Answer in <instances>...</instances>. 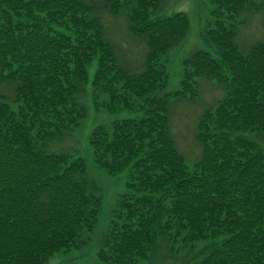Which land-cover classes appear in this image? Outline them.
I'll return each instance as SVG.
<instances>
[{
	"label": "trees",
	"instance_id": "trees-1",
	"mask_svg": "<svg viewBox=\"0 0 264 264\" xmlns=\"http://www.w3.org/2000/svg\"><path fill=\"white\" fill-rule=\"evenodd\" d=\"M257 1L207 0L205 48L184 60L170 93L162 58L191 20L161 14L166 0H0V264H48L96 233L104 189L75 151H51L81 128L89 100L122 115L89 136L95 166L126 177L100 262L264 264V152L248 135L264 136V40L247 52L238 44ZM104 15L125 17L142 65L109 38ZM202 80L223 96L197 118L201 153L188 165L172 105L197 101Z\"/></svg>",
	"mask_w": 264,
	"mask_h": 264
},
{
	"label": "rangeland",
	"instance_id": "rangeland-1",
	"mask_svg": "<svg viewBox=\"0 0 264 264\" xmlns=\"http://www.w3.org/2000/svg\"><path fill=\"white\" fill-rule=\"evenodd\" d=\"M264 5V0H258ZM262 5L260 7H262ZM263 9L243 15L246 20L240 27L238 44L243 52H247L250 47L261 40H264V6ZM183 12L191 20V30L187 38L170 50L163 58L169 82L166 92L173 93L181 88L184 72V60L194 51L204 49L201 41L202 31L213 21L210 15V5L207 0H166L161 9V14H172ZM246 17V18H245ZM109 38L119 47V49L134 63L142 65L145 48L128 31L127 21L124 16L111 17L104 15ZM95 72V64L89 69L90 81ZM201 97L195 102L181 103L173 100L171 133L176 141L181 154L188 165L196 162L201 153V147L194 139L198 117L209 105L214 106L218 99L223 96L222 88L215 81H200ZM90 88V85L87 87ZM5 93L12 95V90L5 88ZM105 98L102 97V100ZM101 100V101H102ZM88 117L83 122L79 130L70 134L64 142L54 144L51 151H75L78 156L87 160L91 169V177L104 189V205L100 215L99 225L96 233L91 236L89 244L79 249H73L68 253L57 254L48 264H103L98 258L100 248L101 233L110 218V211L115 205L117 195L125 190L126 177L124 174L118 176H108L97 168L93 161V153L89 144V136L94 127L98 125H109L122 115H111L104 110H96L91 100L87 101ZM124 116V115H123ZM264 152V136L258 133L248 134ZM163 256V255H162ZM142 264H158L142 263ZM163 264H180L177 259L169 256L163 260Z\"/></svg>",
	"mask_w": 264,
	"mask_h": 264
}]
</instances>
